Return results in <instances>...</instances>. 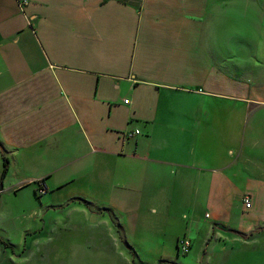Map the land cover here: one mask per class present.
Listing matches in <instances>:
<instances>
[{"label":"crops","instance_id":"0c3cea01","mask_svg":"<svg viewBox=\"0 0 264 264\" xmlns=\"http://www.w3.org/2000/svg\"><path fill=\"white\" fill-rule=\"evenodd\" d=\"M241 7L0 0V264H264V60L229 49L251 47L228 39Z\"/></svg>","mask_w":264,"mask_h":264},{"label":"clouds","instance_id":"9594fccd","mask_svg":"<svg viewBox=\"0 0 264 264\" xmlns=\"http://www.w3.org/2000/svg\"><path fill=\"white\" fill-rule=\"evenodd\" d=\"M230 28L229 40H245L251 46L247 49L243 45L229 44L230 50L239 47L246 52L251 51L254 56L264 60V13H261L255 5L244 4L233 14Z\"/></svg>","mask_w":264,"mask_h":264},{"label":"built area","instance_id":"2783aa9c","mask_svg":"<svg viewBox=\"0 0 264 264\" xmlns=\"http://www.w3.org/2000/svg\"><path fill=\"white\" fill-rule=\"evenodd\" d=\"M28 3V0H20V4L26 5ZM39 193L41 194V196L47 195L48 190L44 187V186H40L39 187ZM251 199L250 197L247 196V198H245L244 200V206L246 207L247 210H249L251 208ZM192 247V242L187 239V238H181L178 242V251L184 255H187L189 253V251L191 250Z\"/></svg>","mask_w":264,"mask_h":264},{"label":"rangeland","instance_id":"374dc122","mask_svg":"<svg viewBox=\"0 0 264 264\" xmlns=\"http://www.w3.org/2000/svg\"><path fill=\"white\" fill-rule=\"evenodd\" d=\"M229 3H233L234 1L236 2H240L241 5H244V4H252V5H255L256 8L261 12V13H264V0H227ZM3 188H4V183H3ZM3 192V191H2ZM1 193V192H0ZM39 196H41V194L39 193ZM22 203L20 202H15V203H10L8 202L7 203V206L11 209H15L19 206H21ZM183 238H186V237H183ZM178 254H179V260L184 263V262H187V259L189 258L187 255H184L182 253H180L178 251V248L176 249Z\"/></svg>","mask_w":264,"mask_h":264},{"label":"trees","instance_id":"16d2710c","mask_svg":"<svg viewBox=\"0 0 264 264\" xmlns=\"http://www.w3.org/2000/svg\"><path fill=\"white\" fill-rule=\"evenodd\" d=\"M8 159H6V162H4V170H3V174H2V178L0 180V192L3 191V182H4V178H6V175L8 173Z\"/></svg>","mask_w":264,"mask_h":264}]
</instances>
